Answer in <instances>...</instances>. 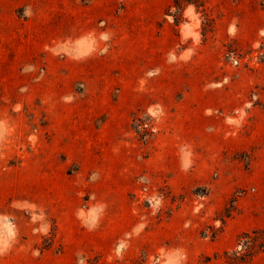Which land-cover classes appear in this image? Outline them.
<instances>
[{
	"label": "rangeland",
	"instance_id": "1",
	"mask_svg": "<svg viewBox=\"0 0 264 264\" xmlns=\"http://www.w3.org/2000/svg\"><path fill=\"white\" fill-rule=\"evenodd\" d=\"M264 0H0V264H264Z\"/></svg>",
	"mask_w": 264,
	"mask_h": 264
},
{
	"label": "trees",
	"instance_id": "2",
	"mask_svg": "<svg viewBox=\"0 0 264 264\" xmlns=\"http://www.w3.org/2000/svg\"><path fill=\"white\" fill-rule=\"evenodd\" d=\"M246 239H249V241H245V252L248 253V256L254 255L257 250H260L261 248H264V240L258 241L251 238L249 235H245ZM226 264H238L244 262L246 255L234 252V253H226Z\"/></svg>",
	"mask_w": 264,
	"mask_h": 264
}]
</instances>
